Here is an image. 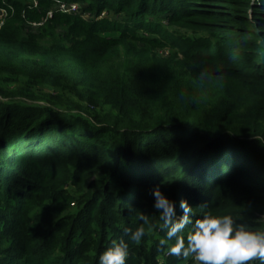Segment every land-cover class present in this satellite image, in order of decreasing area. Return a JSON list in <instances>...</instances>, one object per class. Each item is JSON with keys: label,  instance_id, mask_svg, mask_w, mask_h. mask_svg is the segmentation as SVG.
Wrapping results in <instances>:
<instances>
[{"label": "trees", "instance_id": "1", "mask_svg": "<svg viewBox=\"0 0 264 264\" xmlns=\"http://www.w3.org/2000/svg\"><path fill=\"white\" fill-rule=\"evenodd\" d=\"M57 1L0 0V264H194L155 186L264 231V0Z\"/></svg>", "mask_w": 264, "mask_h": 264}, {"label": "clouds", "instance_id": "2", "mask_svg": "<svg viewBox=\"0 0 264 264\" xmlns=\"http://www.w3.org/2000/svg\"><path fill=\"white\" fill-rule=\"evenodd\" d=\"M153 207L159 213V228L164 236L159 246L167 245V251L177 257L191 258L194 264H264V231L252 230L238 223L231 214L215 215L211 211L193 220V207L187 199H181L182 214L176 213L175 200L167 197L155 186L151 190ZM144 224L147 215L140 216ZM186 225H191L186 235L181 234ZM128 239L137 242L145 234L143 225L135 230L124 228ZM174 241V242H173ZM129 245L125 239L112 240L99 254L97 264H126Z\"/></svg>", "mask_w": 264, "mask_h": 264}, {"label": "built area", "instance_id": "3", "mask_svg": "<svg viewBox=\"0 0 264 264\" xmlns=\"http://www.w3.org/2000/svg\"><path fill=\"white\" fill-rule=\"evenodd\" d=\"M55 9L59 10L63 13H71V12L77 11L78 4L76 2H66V1L59 0V1H57L56 5H55ZM52 11H53L52 9L47 11L46 18L50 17L52 15V13H53ZM0 14H1V18H3L6 15L5 10L0 8ZM33 24H35V23H33Z\"/></svg>", "mask_w": 264, "mask_h": 264}, {"label": "rangeland", "instance_id": "4", "mask_svg": "<svg viewBox=\"0 0 264 264\" xmlns=\"http://www.w3.org/2000/svg\"><path fill=\"white\" fill-rule=\"evenodd\" d=\"M57 2H55V4H56ZM78 11H80V13H81V15H83V17H85V18H90V16H92V15H90L89 14V12L88 11H84V10H80V7L77 9V11H75V12H78ZM102 14H100L99 16H101ZM0 19H1V14H0ZM106 35H115V33H112V32H108V33H106ZM158 54H161V55H166L167 54V50H166V48H162V49H160L159 51H158Z\"/></svg>", "mask_w": 264, "mask_h": 264}, {"label": "water", "instance_id": "5", "mask_svg": "<svg viewBox=\"0 0 264 264\" xmlns=\"http://www.w3.org/2000/svg\"><path fill=\"white\" fill-rule=\"evenodd\" d=\"M261 45H262V47H263V52H262V54H263V58H264V39L261 41Z\"/></svg>", "mask_w": 264, "mask_h": 264}]
</instances>
